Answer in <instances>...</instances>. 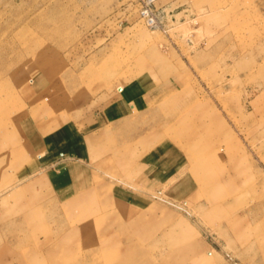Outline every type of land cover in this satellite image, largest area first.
<instances>
[{"label":"rangeland","instance_id":"obj_1","mask_svg":"<svg viewBox=\"0 0 264 264\" xmlns=\"http://www.w3.org/2000/svg\"><path fill=\"white\" fill-rule=\"evenodd\" d=\"M156 1L0 0V264H264V0Z\"/></svg>","mask_w":264,"mask_h":264},{"label":"crops","instance_id":"obj_2","mask_svg":"<svg viewBox=\"0 0 264 264\" xmlns=\"http://www.w3.org/2000/svg\"><path fill=\"white\" fill-rule=\"evenodd\" d=\"M144 87L146 88L145 82L140 84L127 85L126 88L123 87L124 91L121 94L117 95L116 98L112 99L110 103L103 109L101 117H104L108 122H112L121 117H128L133 112H135L141 105L140 102L143 101ZM75 127L72 125L65 126L62 129V139L64 142L70 144L71 147L79 145L78 135L75 132ZM74 143V145H73ZM72 154L81 156L78 150H72Z\"/></svg>","mask_w":264,"mask_h":264},{"label":"built area","instance_id":"obj_3","mask_svg":"<svg viewBox=\"0 0 264 264\" xmlns=\"http://www.w3.org/2000/svg\"><path fill=\"white\" fill-rule=\"evenodd\" d=\"M140 2L139 16L141 20L151 29H164L163 14L165 9L158 7L156 0H140Z\"/></svg>","mask_w":264,"mask_h":264},{"label":"bare ground","instance_id":"obj_4","mask_svg":"<svg viewBox=\"0 0 264 264\" xmlns=\"http://www.w3.org/2000/svg\"><path fill=\"white\" fill-rule=\"evenodd\" d=\"M12 56V55H11ZM256 208V207H255ZM259 209V208H258ZM17 236V235H16ZM9 243V242H8ZM11 244V243H10ZM50 250V249H49Z\"/></svg>","mask_w":264,"mask_h":264}]
</instances>
